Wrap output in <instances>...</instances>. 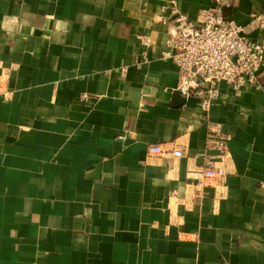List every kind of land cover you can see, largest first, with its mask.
Segmentation results:
<instances>
[{
    "label": "crops",
    "instance_id": "obj_1",
    "mask_svg": "<svg viewBox=\"0 0 264 264\" xmlns=\"http://www.w3.org/2000/svg\"><path fill=\"white\" fill-rule=\"evenodd\" d=\"M167 2L0 0V264H264V66L203 114L159 57ZM177 2L197 21L212 0ZM262 10L223 13L256 39ZM208 123L228 174L198 186Z\"/></svg>",
    "mask_w": 264,
    "mask_h": 264
},
{
    "label": "built area",
    "instance_id": "obj_2",
    "mask_svg": "<svg viewBox=\"0 0 264 264\" xmlns=\"http://www.w3.org/2000/svg\"><path fill=\"white\" fill-rule=\"evenodd\" d=\"M234 0H212L204 8L197 21L181 11L177 0H168L161 22L168 27L165 48L159 53L162 59L173 60L179 68L177 89L188 98L199 99L201 112L208 115L214 101L220 95V83L228 84L240 95L252 85L258 87V73L264 66V34L252 38L246 27L231 17H226L223 8ZM249 25L255 30L264 28V10L253 11ZM89 97L82 93L81 99ZM231 135L221 125L208 123L205 152L206 161L197 178V185L208 181H223L227 174V158L230 153ZM152 155L171 153L184 156L182 148L168 150L161 144L149 145ZM210 151H214L210 154Z\"/></svg>",
    "mask_w": 264,
    "mask_h": 264
},
{
    "label": "water",
    "instance_id": "obj_3",
    "mask_svg": "<svg viewBox=\"0 0 264 264\" xmlns=\"http://www.w3.org/2000/svg\"><path fill=\"white\" fill-rule=\"evenodd\" d=\"M178 92V91H177Z\"/></svg>",
    "mask_w": 264,
    "mask_h": 264
}]
</instances>
